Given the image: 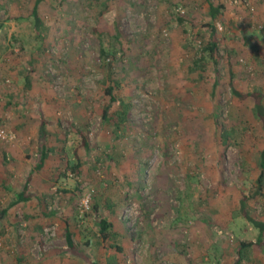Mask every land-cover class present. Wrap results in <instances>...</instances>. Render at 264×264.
<instances>
[{
	"label": "rangeland",
	"instance_id": "1",
	"mask_svg": "<svg viewBox=\"0 0 264 264\" xmlns=\"http://www.w3.org/2000/svg\"><path fill=\"white\" fill-rule=\"evenodd\" d=\"M34 1L0 0V210L23 184L32 193L0 213V264H233L259 233L247 217L264 222V195L250 197L264 128L229 75L264 103V0H211L223 6L214 19L204 0H116L118 32L112 0H42L41 26ZM212 25L216 54L199 77L192 63ZM108 74L131 97L127 132L101 123ZM261 248L241 264H264Z\"/></svg>",
	"mask_w": 264,
	"mask_h": 264
},
{
	"label": "trees",
	"instance_id": "2",
	"mask_svg": "<svg viewBox=\"0 0 264 264\" xmlns=\"http://www.w3.org/2000/svg\"><path fill=\"white\" fill-rule=\"evenodd\" d=\"M42 0H35L31 14L34 18V22L36 26H41V19L39 17V10H38V5ZM207 5H208V11L211 15V18H215L218 14L221 13V9L223 6L219 3H214L211 0H204ZM116 0H112L110 6H107L104 8V12L109 16L111 19L110 24L114 27V29L118 32V23L116 16L114 13L117 11V6H116ZM112 12V13H111ZM183 18L179 17V21L181 22ZM3 26V23L0 21V30ZM208 34L206 35L205 41L201 47V53L199 56H195L193 59V68H196V70L199 72V77H203L204 74V61L206 58H211L213 59L216 50H217V40L215 37V27L209 26L208 28ZM119 37V35H117ZM121 37V36H120ZM120 43H121V48H123L125 41L123 38H120ZM119 41V40H118ZM129 45V44H125ZM101 55L103 57L106 56V53L104 49H101L100 51ZM229 86L231 89V92L237 96L242 102H247L251 101L253 104L254 111L256 112V115L259 117V119L263 123V128H264V103L262 101V92L261 91H246L242 92L240 89H238L232 79V74L229 75ZM119 80V79H118ZM118 80L113 76V74H108L106 76V85L104 88V95L106 97L104 105L102 107V113H101V123L102 126L107 125L111 127L112 131L117 134L118 132H127L129 129V114L132 108V101L130 96H124L121 97L120 95L117 94V89H118ZM213 87H216V82H214ZM45 123L44 121H41V134L45 133L44 129ZM230 130V129H229ZM228 130H224L222 125H219V128L216 127V130L214 131V134L216 137L223 136L227 138L228 136ZM80 138H81V143L84 148L88 149L90 147V143L88 140V137L85 133L82 131L79 132ZM50 152V149L46 145H41L40 146V155H39V160L37 163V168H41L45 165V160L48 157ZM260 173L256 178V189L251 193L250 197H256L258 195H264V147L261 149L260 153ZM71 170L74 171L75 173H78L77 169L79 167V161L76 163L72 164L70 166ZM32 197V193L27 190V183L23 184L22 187L17 191L15 194V199L9 203L8 207L3 208L0 210L1 214H7L8 208L11 206L24 202ZM109 203H108V202ZM104 205H106L107 210L109 211L108 215L110 217L111 214H114L116 211V207L114 203L110 202V199L104 198L103 199ZM108 207H107V203ZM95 209L98 206H94ZM108 215H105L102 213L100 216V219L98 220V230L99 234L103 238H107L108 235H112L114 231V225L112 219H109ZM249 220L255 224V226L259 229V233L257 235L256 241H241L239 243V248L237 249V258L233 262V264H241V261L243 259V255L245 254V250L247 247H252L253 245H257L258 247L261 248L262 242L264 241V222L262 221H257L253 219L252 217L248 216ZM65 236L67 239L68 244L71 247V250L75 253L80 255L83 258H86V255L80 253L79 251H76L73 247V242L71 240V232L66 229L65 231ZM82 254V255H81ZM15 264H24L22 261L21 257H16V263ZM94 264V263H93Z\"/></svg>",
	"mask_w": 264,
	"mask_h": 264
},
{
	"label": "built area",
	"instance_id": "3",
	"mask_svg": "<svg viewBox=\"0 0 264 264\" xmlns=\"http://www.w3.org/2000/svg\"><path fill=\"white\" fill-rule=\"evenodd\" d=\"M7 136H8V135L6 134L5 130H4V129H0V138H2V139H6V138H8ZM89 196H90V194L88 193V194H86V195L84 196V198L82 199L84 205H87V202H88V198H89Z\"/></svg>",
	"mask_w": 264,
	"mask_h": 264
}]
</instances>
